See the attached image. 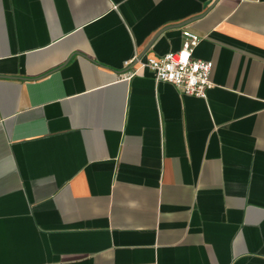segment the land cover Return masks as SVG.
I'll return each mask as SVG.
<instances>
[{
    "label": "crops",
    "instance_id": "0c3cea01",
    "mask_svg": "<svg viewBox=\"0 0 264 264\" xmlns=\"http://www.w3.org/2000/svg\"><path fill=\"white\" fill-rule=\"evenodd\" d=\"M0 264H264V0H0Z\"/></svg>",
    "mask_w": 264,
    "mask_h": 264
},
{
    "label": "built area",
    "instance_id": "2783aa9c",
    "mask_svg": "<svg viewBox=\"0 0 264 264\" xmlns=\"http://www.w3.org/2000/svg\"><path fill=\"white\" fill-rule=\"evenodd\" d=\"M185 44L178 52L169 53L161 58H148L143 61L136 57L125 63V68H130L136 62L142 69L153 73L156 82H166L175 85L185 95L205 98L212 88L210 81L213 63L201 61L194 57L196 47L202 39L189 31H184ZM126 73V77L136 74ZM130 74V75H129Z\"/></svg>",
    "mask_w": 264,
    "mask_h": 264
},
{
    "label": "water",
    "instance_id": "95a60500",
    "mask_svg": "<svg viewBox=\"0 0 264 264\" xmlns=\"http://www.w3.org/2000/svg\"><path fill=\"white\" fill-rule=\"evenodd\" d=\"M172 28H175V27H167V28H165V29H163L162 31H160L157 35H156V37L154 38V40L155 39H157L160 35H162L165 31H167V30H170V29H172ZM150 47V45L148 46V48Z\"/></svg>",
    "mask_w": 264,
    "mask_h": 264
}]
</instances>
